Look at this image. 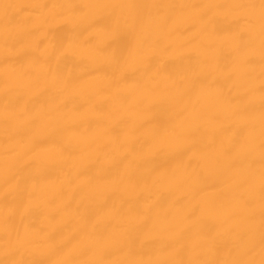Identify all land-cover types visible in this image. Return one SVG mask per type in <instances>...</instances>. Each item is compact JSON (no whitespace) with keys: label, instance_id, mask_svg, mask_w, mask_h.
<instances>
[{"label":"bare ground","instance_id":"1","mask_svg":"<svg viewBox=\"0 0 264 264\" xmlns=\"http://www.w3.org/2000/svg\"><path fill=\"white\" fill-rule=\"evenodd\" d=\"M0 264H264V0H0Z\"/></svg>","mask_w":264,"mask_h":264}]
</instances>
